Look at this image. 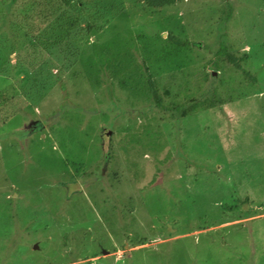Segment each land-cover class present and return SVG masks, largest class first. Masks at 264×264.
<instances>
[{
	"label": "rangeland",
	"instance_id": "obj_1",
	"mask_svg": "<svg viewBox=\"0 0 264 264\" xmlns=\"http://www.w3.org/2000/svg\"><path fill=\"white\" fill-rule=\"evenodd\" d=\"M1 3L0 264H264V0H109L90 38L116 41L117 68L95 85L76 60L27 94L29 38ZM169 32L190 47L169 55ZM230 43L242 69L215 53ZM145 66L165 103H214L174 119L141 87ZM144 117L166 147L124 153Z\"/></svg>",
	"mask_w": 264,
	"mask_h": 264
},
{
	"label": "trees",
	"instance_id": "obj_2",
	"mask_svg": "<svg viewBox=\"0 0 264 264\" xmlns=\"http://www.w3.org/2000/svg\"><path fill=\"white\" fill-rule=\"evenodd\" d=\"M144 1V4L148 7L160 10L165 6L176 3L178 0ZM105 2L104 0H2V6L6 8V11L14 22H9V31H11V35L15 37L16 32L10 28V26H12V24L14 26V24L17 23L29 38L30 44L28 43L29 46H26L28 49L27 52L23 54L25 55L23 58L28 59L27 65L31 68V71L26 81L20 85L21 91L27 94L30 89L25 87L26 83L31 80H42L45 72L47 76H52V69H56L57 72H63V69L67 67L71 68L76 60L79 62L80 68H84L89 81L95 85L101 84L102 81L101 78L98 79L96 77L97 74V76H99V72L102 73L103 69H108L111 65L117 68V51L113 55L117 44L115 40H107L98 45L100 46L101 54L97 61L93 59V55L97 54L95 49L98 46L96 44L99 43L95 42L94 38L91 39L90 37L96 36L98 38V36L104 35L103 21L100 18L105 16L104 11L107 10L109 6V0H105ZM87 4H94V9L91 8V11L95 13L87 14L85 8ZM120 16L123 17L121 19L126 17L125 9L121 8ZM42 37H46L47 39L44 40ZM82 41H86L88 45L85 46L86 44H82ZM14 43L10 42L9 50H14ZM164 44H166L167 47L166 52H168L169 55L175 56L180 54L185 48L190 47V43L186 39H182L181 36H177L171 32L164 38ZM84 47H88L89 51L81 55V48ZM229 47L220 44L216 49V55H223L222 58L225 59V61H228L237 69H242L241 61H239V58L233 53L234 49L231 43ZM92 49L93 53H91ZM17 55H19V52ZM123 56L124 54L121 53V58ZM169 58L171 57L169 56ZM130 59L132 58L129 57L128 60ZM122 60H124V58H122ZM132 61L133 60H131V63ZM144 69L141 87L146 89L151 95L158 110L163 111L165 114L169 113L174 119H176V117L184 118L185 112L194 107H203L205 103H209L207 106H210V104L214 103L213 99L216 92H212V98H209L199 93H194L195 90L191 91L192 93L180 102L173 101L165 103L156 87L152 73L147 70L146 66ZM128 79L129 78H125L119 81L121 85L120 88L128 87ZM1 93L3 92L0 90V94ZM34 94L36 95V93ZM2 103L3 99H0V105ZM31 124H33L32 121L28 126L32 127ZM169 128L170 127H168L167 130H169ZM151 129L147 117H144L133 127L123 131L120 134L119 140L121 141H119V143L126 141V143L120 144L124 153H127V150L125 151L124 148L127 144L130 146L128 149L136 150L135 152L140 154L142 152L137 147L139 144L141 147L150 149V151L154 150L157 152L160 148L164 149L167 143L158 144L156 140H154L153 135H150ZM145 137H147L146 142ZM133 176L136 180L138 179L135 169H133ZM152 183L153 180L149 181L148 185Z\"/></svg>",
	"mask_w": 264,
	"mask_h": 264
}]
</instances>
